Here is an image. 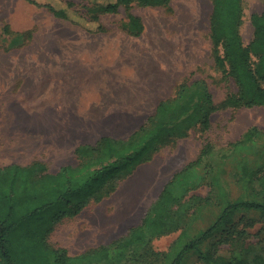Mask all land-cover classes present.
<instances>
[{
	"label": "rangeland",
	"instance_id": "374dc122",
	"mask_svg": "<svg viewBox=\"0 0 264 264\" xmlns=\"http://www.w3.org/2000/svg\"><path fill=\"white\" fill-rule=\"evenodd\" d=\"M35 1L56 8L69 2L83 16L87 14L88 1L104 3L107 0ZM263 5L264 0L242 2L240 36L244 46L252 40L251 16L260 14ZM171 9L172 13L167 14L162 9L134 7L132 14L142 20L144 32L139 38H130L121 30L126 20L123 10L117 15L102 17L105 32L98 33L94 24L74 25L58 20L44 8L31 6L24 0H0V49H8L6 35L21 33L25 37L20 51V75L16 68L13 77L11 67L7 68L5 77H0V168L39 162L46 165L49 173H56L64 166L77 165L76 147L92 146L101 137L124 139L134 132L119 128L123 124L104 122L100 129L70 130L67 138L66 131L63 135L62 131L39 128L44 123L32 122L31 110L34 109L37 117L45 85L37 87L36 83L31 84V78L54 74L52 70L57 62L53 66L52 60L46 58L47 49L53 45L61 48L67 44L71 77L76 72L85 75L95 71L88 66L93 59H85L89 50L95 49L101 61L118 68L116 74L123 77H135L136 81L140 77H157L174 81L176 85L202 80L216 105L227 95L236 93L233 81L222 75L212 57L208 36L210 0H171ZM70 16L77 20L72 13ZM89 84L70 82V91L77 93L79 89L88 99L92 98L95 92L89 89ZM251 128L259 134L252 142H245L244 135ZM204 149L208 155L186 181L187 193L180 207V224L187 230V239L207 230L228 201L246 197L245 171H264V108L217 111L207 131L190 130L185 139L163 147L149 164L137 168L109 198L100 203L91 202L76 218L56 225L48 244L54 249L66 250L70 257H77L125 237L141 223L171 176L194 161ZM258 199L263 200L262 195ZM235 225L234 233L226 242L220 241L228 234H218L189 253L182 264H204L201 253L216 243L220 254L246 258L249 264L256 256H264V216L239 213ZM178 236L179 231L171 232L148 239L145 245L131 252L112 251L105 261L92 257L74 264H167L177 252L173 245Z\"/></svg>",
	"mask_w": 264,
	"mask_h": 264
},
{
	"label": "trees",
	"instance_id": "16d2710c",
	"mask_svg": "<svg viewBox=\"0 0 264 264\" xmlns=\"http://www.w3.org/2000/svg\"><path fill=\"white\" fill-rule=\"evenodd\" d=\"M24 1L44 8L61 21L74 25L94 24L98 33L105 32L102 17L117 15L123 10L126 20L121 30L131 38H139L144 32L142 20L132 14L134 7L172 13L171 0L88 1L87 14L83 16L69 2H63L61 8H56L35 0ZM210 2L208 36L214 64L223 76L233 81L237 92L227 95L216 105L204 81L182 82L175 86L173 96L159 102L155 114L127 138L101 137L92 146L76 147L77 165L74 167L64 166L56 173H49L46 165L39 162L0 168V264H74L92 257L105 261L112 251L131 252L145 245L148 239L175 231H179L173 245L177 252L167 264H182L189 253L216 235L228 234L220 241L226 242L237 227L235 219L239 213L264 216V171H245L246 197L228 201L207 230L187 239V230L180 224V207L187 193L184 188L186 181L208 155L204 149L164 185L141 223L125 237L77 257H70L66 250L54 249L47 242L56 225L76 218L91 202L100 203L109 198L121 182L140 166L149 164L163 147L185 139L194 128L207 131L211 117L217 111L264 108V5L260 14L251 16L252 40L244 46L240 36L243 0ZM70 13L77 20H72ZM6 36L9 38L8 48L23 46L25 37L21 33ZM257 134V129H249L244 141L252 142ZM259 195L263 200L258 199ZM217 244L210 245L201 253L204 264H249L246 258L220 254ZM251 264H264V256H256Z\"/></svg>",
	"mask_w": 264,
	"mask_h": 264
},
{
	"label": "crops",
	"instance_id": "0c3cea01",
	"mask_svg": "<svg viewBox=\"0 0 264 264\" xmlns=\"http://www.w3.org/2000/svg\"><path fill=\"white\" fill-rule=\"evenodd\" d=\"M33 38L34 36L31 42ZM21 49L22 47L0 49V77H5L7 68L11 67L13 77L16 75V68L17 75H20ZM99 55L95 49H90L89 55L85 56V59H93L88 65L90 70H95L92 74L89 72L83 75L80 71L71 77L67 44L66 47L58 48L53 45L47 49V61L52 60L53 66L56 62L57 64L52 70L54 74L49 72L47 77L31 78V84L36 83L37 87L45 85V93L40 95L42 101L36 112L38 116L34 117L35 111L31 110L33 123H44L46 125L39 128L62 131L63 135L66 131L67 138L70 130L100 129L104 122L120 123L123 125L119 128L135 131L155 114L159 102L173 96L176 86L174 81L159 80L157 77H140L136 81L135 77L117 75L119 69L104 64ZM120 62L118 59V64ZM70 82L91 83L88 85L89 89L91 87L97 94L94 93L88 99L79 89L77 93L70 91ZM87 122L93 125L87 126Z\"/></svg>",
	"mask_w": 264,
	"mask_h": 264
}]
</instances>
